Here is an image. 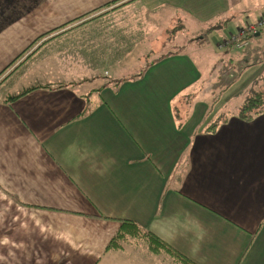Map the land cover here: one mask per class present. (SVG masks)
<instances>
[{"label":"crops","instance_id":"1","mask_svg":"<svg viewBox=\"0 0 264 264\" xmlns=\"http://www.w3.org/2000/svg\"><path fill=\"white\" fill-rule=\"evenodd\" d=\"M112 1L0 0V264H264V111L239 115L264 90V30L223 47L264 0L72 23ZM123 221L170 252L109 249Z\"/></svg>","mask_w":264,"mask_h":264},{"label":"rangeland","instance_id":"2","mask_svg":"<svg viewBox=\"0 0 264 264\" xmlns=\"http://www.w3.org/2000/svg\"><path fill=\"white\" fill-rule=\"evenodd\" d=\"M128 1L129 0L112 1L110 3H107L108 5L105 4V6H103L102 8L88 12V13L76 18V20H74L72 23L73 24L79 23L77 25H88L89 22L93 21V20H106V21L111 22V20H117V21L120 20L121 21L123 19H127L129 16L128 12L126 10L127 9L126 7L128 5ZM140 16H143V14ZM179 27H180V23L177 24V27L174 28L173 31H170V30L168 31L167 38L169 40H171V37L173 36V34H175V32L177 30H179ZM205 29H208V28H205ZM56 30H58V29H55V30L47 33L45 36L41 37L42 39H39V41L40 40L41 41L44 40V42H45V40L47 41L49 38H51L50 37L51 34H55L54 32H56ZM180 32H181L182 38H187L190 36L191 33H195L197 36H200V35H202L203 30L198 34V33H196L197 32L196 29L194 30L193 28L189 27V28H185L183 31H180ZM139 33L140 32H137V34L135 33L136 34L135 37H137L136 39H137L138 43H139L138 37L141 36ZM207 33H208L207 34L208 40H211L210 42H212L214 44L215 41L213 40V38H211L212 36L210 35L211 34L210 31ZM203 34L206 35V31L203 32ZM85 35L90 37V35H94V34L90 33V31H86ZM179 42H174L175 44L172 45L173 43L170 41V43L167 46V48L165 49V51L168 53H170V51H175L180 46ZM212 43H210V47L212 46ZM136 46H139V45L136 44ZM120 47L122 48V46H120ZM124 50H125L124 55H126V49H124ZM140 65L141 64H138L136 67L137 72L141 68ZM142 65H144V64H142ZM134 71H135V68L133 67L131 72H134ZM226 110H235V107L230 105L229 108H227ZM138 242H141L143 244V242L141 240H133V238H131V237L127 238L126 240L121 241V243L123 245H129V244H134V243H138ZM145 247H147V245ZM147 254L152 255L148 251V248H147ZM152 258L157 259V257H155L154 255H152Z\"/></svg>","mask_w":264,"mask_h":264},{"label":"trees","instance_id":"3","mask_svg":"<svg viewBox=\"0 0 264 264\" xmlns=\"http://www.w3.org/2000/svg\"><path fill=\"white\" fill-rule=\"evenodd\" d=\"M262 111H264V90H253L251 93H249L248 97L245 99L244 103L239 109V115L241 117L249 118ZM129 237L146 240L150 246V249L154 253H161L163 250L170 252V248L161 239L154 236L153 234L143 232L137 224L131 221H123L121 229L112 239L109 249L120 248V242L126 240ZM172 255L181 260L183 264H194L179 254L172 253Z\"/></svg>","mask_w":264,"mask_h":264},{"label":"built area","instance_id":"4","mask_svg":"<svg viewBox=\"0 0 264 264\" xmlns=\"http://www.w3.org/2000/svg\"><path fill=\"white\" fill-rule=\"evenodd\" d=\"M264 30V18L249 23L243 28H241L236 33L232 34L228 39H226L223 47H234L237 49H245L249 43L250 39L256 34Z\"/></svg>","mask_w":264,"mask_h":264}]
</instances>
